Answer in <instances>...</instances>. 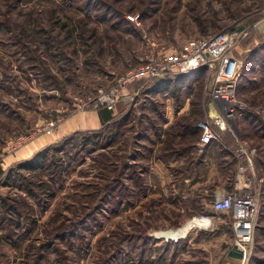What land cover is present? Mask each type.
Wrapping results in <instances>:
<instances>
[{
    "label": "rangeland",
    "instance_id": "obj_1",
    "mask_svg": "<svg viewBox=\"0 0 264 264\" xmlns=\"http://www.w3.org/2000/svg\"><path fill=\"white\" fill-rule=\"evenodd\" d=\"M240 27L239 105L219 140L199 143L202 75L119 85L151 52ZM112 88L103 123L94 105ZM241 149L258 207L245 264H264V0H0V264H237L212 202ZM194 218L210 226L173 235Z\"/></svg>",
    "mask_w": 264,
    "mask_h": 264
},
{
    "label": "built area",
    "instance_id": "obj_2",
    "mask_svg": "<svg viewBox=\"0 0 264 264\" xmlns=\"http://www.w3.org/2000/svg\"><path fill=\"white\" fill-rule=\"evenodd\" d=\"M246 31L240 27L236 30L219 31L186 39L178 50L167 53L151 52L126 76L119 80V85H127L136 80L163 77L168 74L195 72L203 68V89L208 97V118L201 123V145L219 140L214 126L220 130H233V121L238 108L236 84L240 77V60L235 54L236 44ZM119 97L118 89L112 88L102 96L94 106L112 108ZM53 125V122H49ZM242 146V145H241ZM244 165L240 166L233 180L230 191L218 192L212 202L217 212L230 213L235 231L233 246L242 252V257L235 258L237 264H245L249 253L253 225L257 218V200L250 187L251 158L245 149H241Z\"/></svg>",
    "mask_w": 264,
    "mask_h": 264
},
{
    "label": "trees",
    "instance_id": "obj_3",
    "mask_svg": "<svg viewBox=\"0 0 264 264\" xmlns=\"http://www.w3.org/2000/svg\"><path fill=\"white\" fill-rule=\"evenodd\" d=\"M196 75H202V80H203V68H200L198 71H195ZM195 74H191V77H195ZM188 76H181V77H177L175 74H168L165 75L163 77H154V78H150L147 79L149 81H151L152 86L158 88V89H165L167 90L171 85V87L175 88L177 85L181 86V87H187L184 83L185 80H187ZM198 77V76H196ZM184 78V79H183ZM240 78V77H239ZM143 80H136L135 82H142ZM145 81V80H144ZM99 116L101 118V121L103 123H106L110 120H112L113 118V114H112V110L108 109V108H103L102 110L99 111ZM222 132H228V130H222ZM50 146H46L44 147L42 150L37 151L34 155H32L30 158L25 159L23 161H20L17 164L16 169H20V168H24V169H28V170H35L37 168V164L36 160H40V159H44L45 158V154L48 152ZM0 171H2L0 169ZM1 201V198H0ZM6 207V206H5Z\"/></svg>",
    "mask_w": 264,
    "mask_h": 264
},
{
    "label": "bare ground",
    "instance_id": "obj_4",
    "mask_svg": "<svg viewBox=\"0 0 264 264\" xmlns=\"http://www.w3.org/2000/svg\"><path fill=\"white\" fill-rule=\"evenodd\" d=\"M209 224H210V220L209 219H205V218H194L191 221L185 223L184 226H182L178 230V232H174L173 235H178V234H181V233H184V235H185L187 233V231H189V229H191L192 227H195V226H207ZM160 235H161V233H159V236ZM168 235H169V233H168Z\"/></svg>",
    "mask_w": 264,
    "mask_h": 264
},
{
    "label": "crops",
    "instance_id": "obj_5",
    "mask_svg": "<svg viewBox=\"0 0 264 264\" xmlns=\"http://www.w3.org/2000/svg\"><path fill=\"white\" fill-rule=\"evenodd\" d=\"M99 117V116H98ZM79 118L77 117V116H72L71 117V119H69L67 122H66V126L67 127H74V126H76L77 124H79V120H78ZM209 157H211L210 155H209ZM222 157H224V156H222ZM206 159H207V157H206ZM214 164V163H213ZM221 175V174H220ZM222 178H223V176H221Z\"/></svg>",
    "mask_w": 264,
    "mask_h": 264
},
{
    "label": "water",
    "instance_id": "obj_6",
    "mask_svg": "<svg viewBox=\"0 0 264 264\" xmlns=\"http://www.w3.org/2000/svg\"><path fill=\"white\" fill-rule=\"evenodd\" d=\"M229 255H230V256H233V257H235V258H240V257H242V252H241L240 250L236 249V246H234V247L230 250Z\"/></svg>",
    "mask_w": 264,
    "mask_h": 264
}]
</instances>
